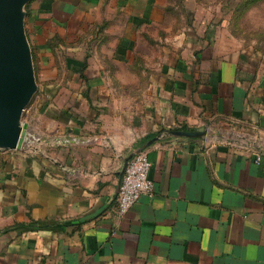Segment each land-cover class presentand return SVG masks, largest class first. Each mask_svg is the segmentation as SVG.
I'll return each instance as SVG.
<instances>
[{"label": "crops", "instance_id": "1", "mask_svg": "<svg viewBox=\"0 0 264 264\" xmlns=\"http://www.w3.org/2000/svg\"><path fill=\"white\" fill-rule=\"evenodd\" d=\"M25 13L37 122L0 151V264H264L261 54L199 23L197 0ZM183 128L203 145L146 147L153 195L118 217L125 157Z\"/></svg>", "mask_w": 264, "mask_h": 264}, {"label": "water", "instance_id": "2", "mask_svg": "<svg viewBox=\"0 0 264 264\" xmlns=\"http://www.w3.org/2000/svg\"><path fill=\"white\" fill-rule=\"evenodd\" d=\"M30 1L0 0V151L22 149L28 131L22 117L37 92L32 52L25 31V7ZM205 134V131L180 129L162 131L125 157L123 171L133 156L158 141L196 139L203 145Z\"/></svg>", "mask_w": 264, "mask_h": 264}, {"label": "rangeland", "instance_id": "3", "mask_svg": "<svg viewBox=\"0 0 264 264\" xmlns=\"http://www.w3.org/2000/svg\"><path fill=\"white\" fill-rule=\"evenodd\" d=\"M197 19L217 28L218 33L235 45L256 50L264 58V0H197ZM34 71L36 76L35 66ZM35 101L22 118L31 129L37 122L33 111Z\"/></svg>", "mask_w": 264, "mask_h": 264}, {"label": "built area", "instance_id": "4", "mask_svg": "<svg viewBox=\"0 0 264 264\" xmlns=\"http://www.w3.org/2000/svg\"><path fill=\"white\" fill-rule=\"evenodd\" d=\"M150 168L151 164L144 152L128 161L118 187L116 211L118 217L124 216L141 197H152L154 185L149 178Z\"/></svg>", "mask_w": 264, "mask_h": 264}, {"label": "trees", "instance_id": "5", "mask_svg": "<svg viewBox=\"0 0 264 264\" xmlns=\"http://www.w3.org/2000/svg\"><path fill=\"white\" fill-rule=\"evenodd\" d=\"M180 130H185V129L183 128V129H180Z\"/></svg>", "mask_w": 264, "mask_h": 264}]
</instances>
